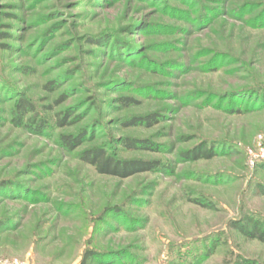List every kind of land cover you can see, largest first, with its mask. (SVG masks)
Returning <instances> with one entry per match:
<instances>
[{
  "label": "rangeland",
  "instance_id": "obj_1",
  "mask_svg": "<svg viewBox=\"0 0 264 264\" xmlns=\"http://www.w3.org/2000/svg\"><path fill=\"white\" fill-rule=\"evenodd\" d=\"M163 1L190 19L201 8L219 15L196 31L179 18L184 15L162 12L150 0H0V149L10 151L0 150V179L32 164L47 168L45 176L36 171L19 179L43 193L35 204L0 208V215L27 209L18 229L0 236V259L81 264L91 249L106 256L88 264H264V102L250 109L239 103L251 95L247 91L264 93V22H254L264 17V0H198L192 8ZM144 21L164 29L128 32ZM101 33L133 42L160 67L110 60L87 44ZM3 34L13 39L2 40ZM161 43L162 49L153 47ZM216 55L222 58L208 65ZM174 61L178 69L164 66ZM58 79L59 89L47 92L48 82ZM61 93L69 99L45 114ZM230 93L241 95L233 105L239 113L228 112L230 99H217ZM11 94L27 97L40 115L71 108L82 119L32 135L12 126L15 100L5 101ZM121 97L139 104L123 109L116 102ZM151 113L161 116L151 127L121 126ZM94 122L91 139L77 150L60 148L57 135ZM124 138L146 140L156 150H126L119 145ZM203 141L215 142L222 153L196 162L177 158ZM93 146L163 167L127 179L101 176L78 159ZM104 214L108 224L99 220ZM120 253L126 258L118 259Z\"/></svg>",
  "mask_w": 264,
  "mask_h": 264
},
{
  "label": "trees",
  "instance_id": "obj_2",
  "mask_svg": "<svg viewBox=\"0 0 264 264\" xmlns=\"http://www.w3.org/2000/svg\"><path fill=\"white\" fill-rule=\"evenodd\" d=\"M140 2H144V0H139ZM183 5H187L192 8L198 4V0H180ZM150 5L155 6L159 5L162 12L174 11L179 14L184 15V17H179L180 19H184L189 24L190 28H194L196 31L200 30L201 26L206 25L207 23H211L212 20L218 17V11L212 10L209 8H201L199 9V13L195 19L192 18L188 13H183L179 10L172 9L165 5L163 0H150ZM246 6V5H245ZM245 6L241 7L240 13L243 14L245 11ZM206 9V10H205ZM205 10V11H204ZM243 12V13H242ZM209 13V15H208ZM254 22H258L256 25L263 24L264 17L256 18ZM138 26L137 31H133V28ZM155 28L164 29V27L160 25H151L146 24V22H141L131 29H128V32L131 30L132 34L136 35H146V34H157ZM153 29V30H150ZM130 33V32H129ZM184 33L189 35L190 29L184 30ZM158 34H163V32H158ZM2 40H10L13 39V36L9 34H3ZM87 44L98 48L101 54H106L110 60H117L121 63H128L130 66H146L158 68L160 65H156V62L152 61L147 57V55L143 54V49L137 47L133 42L126 41L121 38L118 34L113 33H101L93 37H89L87 40ZM163 43L153 46L155 49H162ZM173 46L172 43L169 45H165L164 47ZM1 48L4 51L10 50L6 45H2ZM151 49V48H149ZM148 50V49H146ZM107 51V52H106ZM222 55L214 56L208 65H215L217 60H220ZM146 64V65H145ZM164 66L167 67H175L179 65L177 62H170ZM59 79L51 80L46 85V90L49 93H55L59 87ZM6 84V83H5ZM1 87V86H0ZM2 88V87H1ZM247 94H251L249 97H246L245 102H239L244 105V109L253 108L257 103L264 102V93L258 90L247 91ZM8 99L5 101L15 100L11 107V124L14 128L22 129L28 131L30 134L35 136H46V133L49 134L56 128H65L67 126H71L74 124L73 122H80L82 117L81 115H75L74 111L71 108H66L61 112L55 113L54 116L48 117V115H40L32 103L27 97L22 94L18 95H9ZM241 95L237 94H228L217 97L218 101L229 100L228 101V112L235 114L239 113V110L233 108L234 104L238 103L237 98ZM241 98V97H240ZM69 97L67 94H59L56 100L53 102V107H46L45 114H50L53 112V108L55 106L64 104ZM83 102H79L76 105L77 110L82 108L85 104ZM120 107L123 109H127L130 107L137 106L139 101L134 97H121L116 101ZM255 102V103H253ZM255 104V105H253ZM75 110V111H77ZM238 110V111H237ZM241 111V110H240ZM55 117V118H54ZM51 118H54V122H52ZM75 120V121H73ZM161 120V116L158 113H151L144 116H132L121 123V126L124 128H134V127H151L157 124ZM53 123V124H52ZM97 123H91L90 125L84 127L81 131L75 134H59L57 135V143L62 150L65 152H73L77 150L86 139L90 140L88 136L92 134L93 129L97 126ZM120 146H122L126 150L134 151V150H148L155 151L156 148L152 143H149L146 140H138L133 138H124L120 139ZM12 148V147H11ZM3 154H10L9 149L1 148L0 149ZM222 153V150L215 145V142H200L198 145L194 146L192 149H187L177 153V158L182 162H196L200 160H212L213 158L219 156ZM78 159L80 162L89 165L94 168L95 172L98 175L112 177L117 179H127L132 176L141 173H149V172H159L162 170V163L158 160H140V159H118L107 153V149H104L103 146H93L87 149H84L78 154ZM35 170V171H32ZM36 171H40L42 174L46 175L47 168L46 166L41 164H32L27 166L23 171L18 172L14 177L0 179V208H4L7 203H19L26 202L29 204H35L37 198H41L43 193L41 191H36L34 189L28 188L24 183L20 182V178L29 174H36ZM47 203V201H45ZM27 209L19 210V212H12L10 210H3V214L0 215V236H9L14 233L19 227V221L21 219L20 214L26 213ZM111 213V212H110ZM117 214V213H114ZM119 214V213H118ZM104 214L99 220L103 223L108 224V219ZM106 218V219H105ZM120 254L117 258H126ZM103 256H106L104 253H99L94 250L88 249L84 252L81 260V264H88L94 260L103 261Z\"/></svg>",
  "mask_w": 264,
  "mask_h": 264
},
{
  "label": "built area",
  "instance_id": "obj_3",
  "mask_svg": "<svg viewBox=\"0 0 264 264\" xmlns=\"http://www.w3.org/2000/svg\"><path fill=\"white\" fill-rule=\"evenodd\" d=\"M0 264H25L17 260H2L0 259Z\"/></svg>",
  "mask_w": 264,
  "mask_h": 264
}]
</instances>
